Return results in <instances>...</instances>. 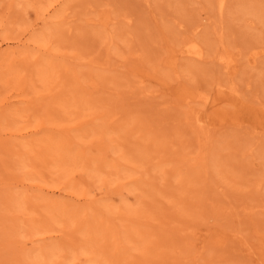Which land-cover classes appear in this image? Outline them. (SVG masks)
Returning <instances> with one entry per match:
<instances>
[{
  "label": "rangeland",
  "instance_id": "1",
  "mask_svg": "<svg viewBox=\"0 0 264 264\" xmlns=\"http://www.w3.org/2000/svg\"><path fill=\"white\" fill-rule=\"evenodd\" d=\"M0 264H264V0H0Z\"/></svg>",
  "mask_w": 264,
  "mask_h": 264
},
{
  "label": "bare ground",
  "instance_id": "2",
  "mask_svg": "<svg viewBox=\"0 0 264 264\" xmlns=\"http://www.w3.org/2000/svg\"><path fill=\"white\" fill-rule=\"evenodd\" d=\"M221 6V5H220ZM257 53V52H256ZM222 59H224V58H222ZM229 64V63H228Z\"/></svg>",
  "mask_w": 264,
  "mask_h": 264
}]
</instances>
